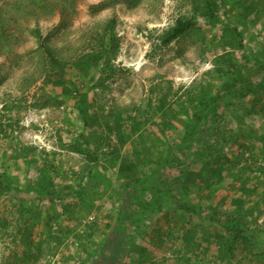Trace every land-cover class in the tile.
Wrapping results in <instances>:
<instances>
[{
    "label": "rangeland",
    "instance_id": "1",
    "mask_svg": "<svg viewBox=\"0 0 264 264\" xmlns=\"http://www.w3.org/2000/svg\"><path fill=\"white\" fill-rule=\"evenodd\" d=\"M216 2L219 20L213 23L206 0H0V173L12 186L42 182L48 188L43 195L0 194V264H131L127 244L130 255L141 256L139 263L264 264V0ZM180 18L196 19V28L164 43ZM78 61L89 72L75 68ZM238 70L245 78L226 84ZM245 82L256 91L246 92ZM219 93V106L202 111ZM84 107L94 117L88 128L80 115ZM190 125L193 136L171 151L162 169L174 187L169 205L177 198L179 210L163 199L161 209L148 213H160L159 219L124 217L125 231L115 232L112 225L129 199L113 190L125 192L128 181L119 162L105 159L117 149L121 156L138 150L146 161L156 160ZM83 136L103 146L98 170L113 189L90 182L97 163L78 151ZM197 152L203 161L207 153L220 157L222 179L196 185L212 166L199 165ZM44 167L53 172L52 184L39 180ZM142 167L150 174L151 165ZM188 182L184 199L179 187ZM59 187L62 193L51 199ZM145 194L150 201L153 190ZM189 203L203 208L202 218L194 206L187 209ZM38 207L46 218L58 213L52 228L35 219ZM234 213L258 239H235L226 225ZM156 224L167 233L146 230ZM194 225V243L210 237L203 250L183 247Z\"/></svg>",
    "mask_w": 264,
    "mask_h": 264
},
{
    "label": "trees",
    "instance_id": "2",
    "mask_svg": "<svg viewBox=\"0 0 264 264\" xmlns=\"http://www.w3.org/2000/svg\"><path fill=\"white\" fill-rule=\"evenodd\" d=\"M206 4L208 7V14L211 16L213 23L218 22L219 18L217 16V13L219 12L217 9V2L216 0H206ZM197 26V20L194 18H189V19H183L180 18L177 21V24L174 28H172L169 33L168 36L165 38L164 43L169 44L177 39L182 38L184 35H186L187 33L191 32L192 30H194ZM111 47V45H110ZM47 54L49 57H53V53L47 49ZM100 54V53H99ZM98 55V53H95L94 55H89V59L91 61V63L93 61H95V57ZM91 56V57H90ZM95 64H97L96 62H94ZM76 66L83 70L85 73L89 72V65H87L86 62H80L78 61L77 63L74 64V67L76 68ZM262 69L264 70V64H262ZM243 78H245V73L242 72V70H238L237 73L235 72L234 74H229V76L226 79V84H230L232 85L234 82H240L243 80ZM93 79V78H92ZM249 79V78H248ZM72 82V81H71ZM74 84V82H72ZM75 86V85H74ZM249 86V87H248ZM248 88L250 89L248 91ZM243 89L246 90V92L249 93H254L256 91V89L254 87H251V84H248L245 82ZM76 91V90H75ZM78 93L76 92V95ZM248 93L244 94L247 95ZM236 95V94H235ZM221 97L220 93L217 94L216 96L213 97L212 101L201 105L202 107V111L204 110V107L214 103L215 106H219L220 101H217V99ZM163 107V106H161ZM207 108V107H206ZM210 109L212 107H209ZM90 110L89 108H81L80 109V115L82 118V121L84 123L85 128L91 127L92 125L90 124L92 122V119H94V117H92V115L89 113ZM123 114V113H122ZM176 117V116H175ZM196 117V116H195ZM130 121L132 123L131 126H133V129H136L138 127V120L137 117L133 116L130 118ZM191 127L187 126L186 129L184 130V133L182 134L181 137V141L177 142L175 144H172V146H168L166 151H162L156 158V160H148L147 156H145V158H143V154L138 151L135 150L134 152L129 153V156H121L120 151L119 150H115V151H111L110 152V156L108 159H105V161L109 164H111L112 166H115L118 162V172L120 174V176H122L123 178H126V180L128 181V184L125 185V192H118V190H113L115 193H118L119 195H124L125 198H128L129 200L125 202L124 206L121 207L119 209V217L118 220L116 222V224L112 225L113 230L116 232L119 230V228H123L124 230V217H126L127 219L131 220V221H135V218H139L140 222H143L145 220V218L151 220V218H153V214L156 213L157 209H161L162 208V204L163 199L165 200L166 206L169 209H172V211H176L177 209L179 210V208H177V206H175L177 203H179V201L177 200V198L173 201L174 204L173 205H169L171 204V202H168V199H173L174 196L172 195L173 189L174 187H171L169 185L171 184H167L169 182L166 181V178L162 177V169L165 166H168L170 164V159H169V154L171 153L172 150L174 149H179L181 148L183 145H186L189 140L191 139L192 132H191ZM90 131L92 132V128H90ZM83 140V142H78V147H79V152H86L88 154H91L92 157V161L97 163V161L99 160V150L103 148L102 145H98V147L96 146V143L91 139V138H87V137H82L81 138ZM264 144V142H263ZM83 146V147H82ZM221 153L220 150H217V154ZM197 157H199L197 160H199V165H201L203 167V165H206V163L209 161V166L211 167H206L203 171L200 172L199 177L201 178V180L199 181L201 184H198V182H196V185H199L201 188H203L204 186H206L207 184L212 183L213 178L216 177L217 180L222 179L224 174L222 173V169L219 166V163L221 161L220 157L216 156L213 159H211V155L212 153H207L205 154L206 157H208L209 155V159L208 161H203L200 157L202 156L201 153L197 152L196 153ZM216 155V154H215ZM214 155V156H215ZM107 156V155H105ZM142 164H144V166L146 167L147 165H151L152 168L150 169V174H146L144 172H142ZM211 164V165H210ZM172 165V164H171ZM96 171L94 173H92V175L89 177L90 178V182L92 184L99 182L100 180L102 181L103 184H105L107 186V188H112V180H109L101 171L98 170V163L96 166ZM161 169V171H160ZM207 170V171H206ZM41 171V176L39 180H43L44 182H48V183H53V172L52 170H50V168L48 167H44L42 169H40ZM209 171V173H208ZM138 173H140L139 176ZM211 173V174H210ZM161 175V176H160ZM133 176H137L134 177ZM0 177L5 178V180H0V194L3 195L7 190L6 189H13V191H16L18 193H24V192H38L41 195H43V193H47L48 188L41 182H39V186L37 183L35 184H26L23 187H17V186H12L9 183V178L7 176L6 173H0ZM171 183V182H170ZM190 184H195L194 181H191ZM205 184V185H203ZM189 185L188 183L182 184L181 187H179V193H181L183 195V198L187 199L188 198V194H187V190H189L190 187H187ZM148 189H152L153 190V196L152 199L150 201L145 200V193L147 192ZM63 191L62 187H59L55 193H53L51 195V199H55L56 197H58ZM171 194V195H170ZM170 195V196H169ZM20 200V199H19ZM18 200V201H19ZM127 200V199H126ZM20 203L23 202L22 200L19 201ZM239 202H243V201H239ZM18 204V202H16ZM16 205V204H14ZM138 207L136 209H134L133 207ZM192 206L193 207V211L195 212L197 217H201L198 214L201 212L202 213V207L199 204H194V203H189L187 205V209H190ZM23 204L18 206L17 208V214H22L23 210ZM25 208V206H24ZM165 208V207H164ZM163 208V209H164ZM26 209V208H25ZM175 209V210H174ZM154 210L152 216H148V213ZM191 210V209H190ZM189 210V212H190ZM27 211V210H26ZM37 217H35L36 220L41 219V221L43 222L44 225H47L49 227L52 228V223L58 221L59 215L58 213L55 214H48L47 218L45 217V215H43V208L42 207H38L37 210ZM83 215H86V213L80 212ZM160 213L156 214L154 216V218L152 219V222L155 221V219H159L160 217L158 216ZM216 210L213 213V215H216ZM126 215V216H125ZM232 219H230V222H226V225L228 228H230V232L235 235V239H239L240 237L244 239V241L250 243L252 241V239H258V234L255 231L250 230L249 228H246V225L244 222L239 221V219L237 218L239 215H237L236 213L232 214ZM22 219L24 216H21ZM165 219L167 218V215L164 216ZM168 218L171 219L168 215ZM168 220V219H167ZM31 221L29 218L26 221H22V224L24 226H22V230L27 228V222ZM169 221V220H168ZM183 222L185 220H182ZM34 222V221H32ZM151 222V223H152ZM170 223V221H169ZM3 224H7L5 221L3 222ZM146 224V223H145ZM153 224V223H152ZM147 231L150 232L151 234L153 233V235H162L167 233L168 230H164L163 227L161 226V224H156V225H152V226H147ZM150 231H149V230ZM197 227L196 225H194V228L190 229L187 231V233L184 234V240H182L183 243V247L184 248H189V246H199L196 247L198 249H204L205 246L207 245L208 241H209V236L208 235H204L202 237V240L199 243H194L196 241H198L199 238V232L197 231ZM122 231V230H121ZM172 231V230H169ZM120 232V230L118 231ZM144 235H146L144 233ZM147 237H149V235H147ZM156 238H154L155 241H161V238L159 236H155ZM153 238V237H152ZM222 238V236H221ZM126 246V248H125ZM123 246V248L127 249L125 250L124 255L128 254L131 264H147V262H140L141 261V256L139 255L137 256H133V253L130 255V249H132L133 246H130L129 244ZM228 253L233 256L234 252H235V245L231 244L228 249H227ZM135 255H137L135 253ZM127 256V255H126Z\"/></svg>",
    "mask_w": 264,
    "mask_h": 264
}]
</instances>
